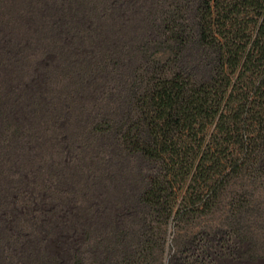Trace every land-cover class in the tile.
Returning a JSON list of instances; mask_svg holds the SVG:
<instances>
[{
	"label": "trees",
	"instance_id": "obj_1",
	"mask_svg": "<svg viewBox=\"0 0 264 264\" xmlns=\"http://www.w3.org/2000/svg\"><path fill=\"white\" fill-rule=\"evenodd\" d=\"M16 2L0 0V264H164L169 236L170 264L229 244L264 260V0H37L63 23L55 53L40 46L38 74L9 90L44 29L42 10L8 16ZM121 161L140 166L104 240Z\"/></svg>",
	"mask_w": 264,
	"mask_h": 264
},
{
	"label": "rangeland",
	"instance_id": "obj_2",
	"mask_svg": "<svg viewBox=\"0 0 264 264\" xmlns=\"http://www.w3.org/2000/svg\"><path fill=\"white\" fill-rule=\"evenodd\" d=\"M126 1H127L128 5L131 4L130 10H134V3L135 2H143L144 0H126ZM81 2H82V5L84 6V10L86 9V11H87L88 7L92 3V0H81ZM142 5L143 4L140 3L139 6H142ZM18 7H20L22 10L23 9L24 10H28L29 9V10H35V11L42 10L43 8H45L43 6V4L39 5L37 0H31V1L24 0V3L16 2L15 6L12 3H10V4L8 3L6 5L5 11L8 14V16H10V15H15L16 16V12L18 11ZM101 8L102 7L100 6V9ZM0 9H1V7H0ZM15 10H16V12H15ZM45 10H46V8H45ZM125 14H127V12H124L122 15H125ZM50 21H51V23H50ZM121 22H122L121 19H119L117 21L116 17H114L112 14H109V18H108V22H107L108 25H113V27H117V23H121ZM36 23L40 27L41 26L44 27V29L43 28L42 29L39 28L38 34H36V39L30 41V45L27 46V48H26L27 49V53H25L26 57L23 60L22 59L21 60L17 59V62L13 63L15 66H13L11 68V70H14V71H13L12 77L10 78L12 85H7V88L9 90L17 88L18 85L22 84V82L29 81L30 80V76H33L36 73L38 74V71H36L37 69L34 68L35 66L37 67V64H36V60H33V57H34V55H37V57L34 58V59H38V55H39V52L41 50L40 46L43 45V47H45L44 50L48 51L51 54V56H53V54L55 53V51L52 50V47L56 46V42L55 41L59 40L58 37L56 36L57 34L55 32V29L56 28L60 29L61 27H63V23H60V22L58 23V21H57L54 24H52L51 17H47L46 18V12H44V11L43 12H41V11L40 12H36V15H34L33 25H35ZM51 24L55 25L56 27H54L55 29L53 27H52L53 29L50 28V30H51L50 31L49 27L51 26ZM112 29H110V30H109V28L104 29L105 35L103 37L106 40L107 39L108 40H113L114 31ZM53 32H54L55 35L53 34ZM72 32H74V31L72 30ZM124 34H125L124 32L121 33V36H123L125 39H127L128 38V33H126L125 35ZM21 40H22V38H20V43H22V44L24 42H28V38H26V39H24L22 41ZM24 46H26V44H24ZM76 52L77 51H73L70 54L64 55L63 62H65L67 66L69 65L70 69L72 67L76 66L77 71H78V69H80L78 72L81 73L83 78H88L90 74H88L89 72H87V65L82 64L80 66V63L77 61V56H76L77 53ZM50 58L51 57L46 56L44 59H42L40 61L38 67L40 69H44L45 62L48 59H50ZM104 72H103V74H104ZM122 72H123L122 66L117 65L116 71L114 72V75L111 76L112 81H114V82L118 81V75L120 73H122ZM103 74L101 72L97 73V75H101V76ZM90 77H94V76L92 75ZM95 79L96 78H94V80ZM117 85L119 87L120 83L117 82ZM98 87L99 86L95 85L94 89L97 90ZM107 88H108V84L105 85L103 91H105ZM76 93H74L73 95L76 98V100H78V98L80 96V93H81V90L79 92L77 91ZM92 93H93V90H92ZM98 95H100V93ZM102 109H103V107H102ZM89 114L91 115V113H89ZM92 115H94V114H92ZM51 129L54 130V127H52ZM139 166H140V163H134V164H130L129 165L128 163L123 162V161H121L119 163H115V165H114L113 169H115V170H113V171L116 172V171H120L122 169V172H125L126 176L128 175V177L121 176V177L118 178V180H119V182L117 183L118 188L116 189V191H114L106 199L107 200V204H105V203L103 204L104 208L102 209L101 220H100V223H99L100 224V228H99L100 230L98 231V234H100L99 236L102 239H104V240H106L108 238L110 239L111 235H109V233L111 231H113V229H115L117 227V223L120 222V219L115 216V214H116L115 210L111 209V204L113 202L118 201L119 199H121L123 197L122 188L125 187V186L130 185V182L133 180L132 176L130 175L129 172H131V173L135 172L137 170V168H139ZM104 179L106 180L107 177L106 178L104 177ZM108 203H111V204L109 205ZM121 203L122 202H120V204ZM119 206L122 207L123 205H119ZM157 227H158V225H157ZM166 245H167V248H166V251H165V255H164V260L163 261H164V264H170V260H171L170 257L172 255V251H171L172 236L167 237V244ZM235 248H237V249H235ZM244 248H245L244 246L243 247H237L234 244H229L228 246H222V247L221 246L216 247L214 245L209 250V253H208L207 257H206V264H264V260L263 259L258 260V261H243V260H240L238 258V254L237 253L239 251H242ZM87 254H93V253H90V250H88ZM112 254H114V255L116 254L117 255V254H119V251L113 250ZM99 258H101L100 261L103 262V263L106 260L105 255H103V254L102 255L100 254ZM108 258H110V256H108ZM86 259H87V263H88L89 259H90V255H87ZM110 263H112V262H110ZM104 264H106V263H104Z\"/></svg>",
	"mask_w": 264,
	"mask_h": 264
}]
</instances>
